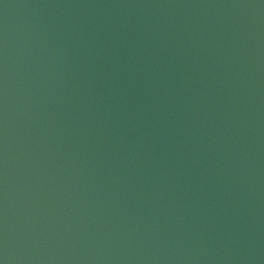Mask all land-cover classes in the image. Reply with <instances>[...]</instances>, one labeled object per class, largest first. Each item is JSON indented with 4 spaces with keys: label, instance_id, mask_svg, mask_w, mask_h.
Instances as JSON below:
<instances>
[{
    "label": "water",
    "instance_id": "obj_1",
    "mask_svg": "<svg viewBox=\"0 0 264 264\" xmlns=\"http://www.w3.org/2000/svg\"><path fill=\"white\" fill-rule=\"evenodd\" d=\"M0 264H264V0H0Z\"/></svg>",
    "mask_w": 264,
    "mask_h": 264
}]
</instances>
